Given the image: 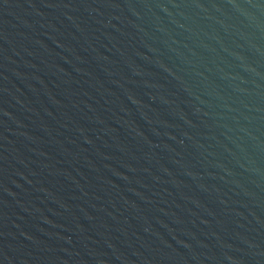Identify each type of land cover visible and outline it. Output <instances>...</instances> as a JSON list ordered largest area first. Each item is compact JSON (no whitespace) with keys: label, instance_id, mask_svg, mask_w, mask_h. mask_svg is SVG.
I'll list each match as a JSON object with an SVG mask.
<instances>
[{"label":"water","instance_id":"95a60500","mask_svg":"<svg viewBox=\"0 0 264 264\" xmlns=\"http://www.w3.org/2000/svg\"><path fill=\"white\" fill-rule=\"evenodd\" d=\"M0 264H264V0H0Z\"/></svg>","mask_w":264,"mask_h":264}]
</instances>
